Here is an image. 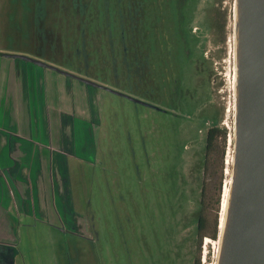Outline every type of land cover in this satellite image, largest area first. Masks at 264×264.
<instances>
[{
  "label": "rangeland",
  "instance_id": "rangeland-1",
  "mask_svg": "<svg viewBox=\"0 0 264 264\" xmlns=\"http://www.w3.org/2000/svg\"><path fill=\"white\" fill-rule=\"evenodd\" d=\"M236 6L0 0V59L25 56L161 109L41 68L49 141L67 153L52 159L56 215L20 219L21 264H216L205 241L217 218L220 238L238 147Z\"/></svg>",
  "mask_w": 264,
  "mask_h": 264
},
{
  "label": "crops",
  "instance_id": "crops-1",
  "mask_svg": "<svg viewBox=\"0 0 264 264\" xmlns=\"http://www.w3.org/2000/svg\"><path fill=\"white\" fill-rule=\"evenodd\" d=\"M4 58L0 59V119L6 121L0 126V264H19L24 259L17 248L20 219L43 214L46 221L56 215L52 159L66 160L67 152L53 151L49 141L57 128L46 123L53 117L43 79L37 77L43 75L42 67ZM60 114L62 119H74L64 110Z\"/></svg>",
  "mask_w": 264,
  "mask_h": 264
},
{
  "label": "water",
  "instance_id": "water-1",
  "mask_svg": "<svg viewBox=\"0 0 264 264\" xmlns=\"http://www.w3.org/2000/svg\"><path fill=\"white\" fill-rule=\"evenodd\" d=\"M247 7L246 60L239 101L235 192V216L227 264H264V0H245ZM50 68L63 75H74L25 56L4 55ZM94 87L129 100L146 103L115 92L94 82L75 77Z\"/></svg>",
  "mask_w": 264,
  "mask_h": 264
},
{
  "label": "bare ground",
  "instance_id": "bare-ground-1",
  "mask_svg": "<svg viewBox=\"0 0 264 264\" xmlns=\"http://www.w3.org/2000/svg\"><path fill=\"white\" fill-rule=\"evenodd\" d=\"M248 1V0H247ZM245 0H237L236 6V62L237 71L236 88H235V111H238L240 97L242 95L243 86L241 81V73L244 67V61L246 60V43L249 40V32H247V7L244 6ZM250 5V0H249ZM238 115V113H237ZM238 118V117H237ZM230 162V161H229ZM230 165V163H229ZM232 180L230 185L226 187L223 205H222V220L220 222V238L218 241H211L207 238V246L214 243L216 248L219 249L216 264H227L231 249H230V237L235 216V192L238 175V160L236 157L232 160L231 169Z\"/></svg>",
  "mask_w": 264,
  "mask_h": 264
},
{
  "label": "trees",
  "instance_id": "trees-1",
  "mask_svg": "<svg viewBox=\"0 0 264 264\" xmlns=\"http://www.w3.org/2000/svg\"><path fill=\"white\" fill-rule=\"evenodd\" d=\"M217 132V129L213 128V129H210L209 133H208V138H207V149H210L212 146H211V142L213 140V134ZM217 205H218V209H217V213L219 215V209H220V200H218L217 202ZM204 224V219L202 216H200L199 218V230L201 229V227L203 226ZM218 218L216 220V224H215V231H214V234L211 235V239L213 240H217L218 238Z\"/></svg>",
  "mask_w": 264,
  "mask_h": 264
},
{
  "label": "flooded vegetation",
  "instance_id": "flooded-vegetation-1",
  "mask_svg": "<svg viewBox=\"0 0 264 264\" xmlns=\"http://www.w3.org/2000/svg\"><path fill=\"white\" fill-rule=\"evenodd\" d=\"M58 72V71H57ZM60 73V72H59ZM63 75V74H62ZM66 76V75H65ZM69 77V76H68ZM76 77V76H75ZM75 77H71V78H74V79H77V78H75ZM79 80V79H78ZM235 80H236V77H235ZM81 81V80H80ZM89 85V84H88ZM90 86H92V85H90ZM94 87V86H93ZM95 88H97V87H95ZM235 88H236V82H235ZM100 89V88H99ZM104 90V89H103ZM235 91V90H234ZM109 92V91H108ZM122 97H124V96H122ZM234 97H235V94H234ZM126 98V97H125ZM138 104H140V103H138ZM142 105H144V104H142ZM145 106H147V107H150V108H153V109H157V110H161V109H159V108H157V107H155V106H152V105H149V104H147L146 103V105ZM199 227V226H198ZM206 239V238H205ZM207 241V240H206ZM206 241H205V244H206V247H207V244L208 243H206ZM212 241V240H211ZM213 241H215V240H213ZM211 244H212V242H211ZM210 245V244H209ZM204 257H206V255L204 254Z\"/></svg>",
  "mask_w": 264,
  "mask_h": 264
}]
</instances>
